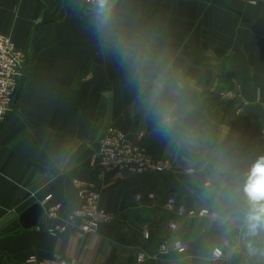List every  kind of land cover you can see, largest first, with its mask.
Listing matches in <instances>:
<instances>
[{
    "label": "crops",
    "instance_id": "1",
    "mask_svg": "<svg viewBox=\"0 0 264 264\" xmlns=\"http://www.w3.org/2000/svg\"><path fill=\"white\" fill-rule=\"evenodd\" d=\"M108 5L100 31L84 0H0V31L27 57L0 122V264L55 254L79 264H264V228L249 231L244 191L264 157V0ZM158 114L167 137L154 131ZM109 127L169 169L100 177L98 148ZM77 180L97 183L108 226L85 238L55 235L43 214L37 227L23 228L20 216L47 199L63 205L67 226L79 205ZM172 197L218 218L171 213ZM178 239L190 253L138 261L139 252ZM224 242L231 249L213 259Z\"/></svg>",
    "mask_w": 264,
    "mask_h": 264
},
{
    "label": "built area",
    "instance_id": "2",
    "mask_svg": "<svg viewBox=\"0 0 264 264\" xmlns=\"http://www.w3.org/2000/svg\"><path fill=\"white\" fill-rule=\"evenodd\" d=\"M253 2L254 0H247ZM109 3V0H108ZM84 4L91 11H97V0H84ZM27 63L26 54L20 50L14 41L0 31V122L4 121L7 114L12 109L19 91V78L22 69ZM231 98H240L241 94L229 93ZM264 109V101L262 102ZM143 135H140L142 137ZM264 137V127L262 130ZM99 170L100 177L112 174L119 180L129 177L144 175H156L166 172L170 164L168 161L157 158L146 148L135 143L124 131L109 127L99 143ZM79 205L71 213L67 226L61 223V203H51L50 200H43L41 206L44 215L51 221L49 232L55 235H63L68 231L78 237L85 238L88 235H96L111 223L112 216L101 207V192L95 181H76ZM167 210L180 217L188 214L198 215L201 218L214 217L218 214L210 208L204 207L197 212L189 211L185 206L180 205L176 198L168 200ZM171 228L177 229V224L172 223ZM148 237V235H147ZM230 242H224L222 246H216L211 253V257L219 260L225 257L227 249H231ZM191 252V246L182 241H165L158 245L157 250L149 255L145 251L138 254V261L144 262L149 257L151 259L168 258L175 254L184 255ZM36 264H79L76 259L65 258L60 254L41 261L32 260Z\"/></svg>",
    "mask_w": 264,
    "mask_h": 264
},
{
    "label": "clouds",
    "instance_id": "3",
    "mask_svg": "<svg viewBox=\"0 0 264 264\" xmlns=\"http://www.w3.org/2000/svg\"><path fill=\"white\" fill-rule=\"evenodd\" d=\"M111 9L108 0H97V28L103 31L108 24V16ZM119 52V48H116ZM127 53H122V60L127 59ZM154 131L157 135L167 137L170 133L169 128L158 114L154 119ZM245 194L252 205V211L247 217L249 231L255 233L258 229L264 228V157L257 161L253 166L249 182L245 186Z\"/></svg>",
    "mask_w": 264,
    "mask_h": 264
},
{
    "label": "water",
    "instance_id": "4",
    "mask_svg": "<svg viewBox=\"0 0 264 264\" xmlns=\"http://www.w3.org/2000/svg\"><path fill=\"white\" fill-rule=\"evenodd\" d=\"M44 214V209L40 204H35L20 216V222L24 229L30 230L39 225Z\"/></svg>",
    "mask_w": 264,
    "mask_h": 264
}]
</instances>
